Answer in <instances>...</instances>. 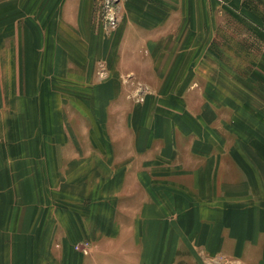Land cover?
Segmentation results:
<instances>
[{
  "label": "crops",
  "instance_id": "obj_1",
  "mask_svg": "<svg viewBox=\"0 0 264 264\" xmlns=\"http://www.w3.org/2000/svg\"><path fill=\"white\" fill-rule=\"evenodd\" d=\"M256 6L0 0V264H264Z\"/></svg>",
  "mask_w": 264,
  "mask_h": 264
},
{
  "label": "rangeland",
  "instance_id": "obj_2",
  "mask_svg": "<svg viewBox=\"0 0 264 264\" xmlns=\"http://www.w3.org/2000/svg\"><path fill=\"white\" fill-rule=\"evenodd\" d=\"M243 2V4H252L256 1V4L258 6H260L261 4H263V0H241ZM252 2V3H251ZM259 8H262L261 6Z\"/></svg>",
  "mask_w": 264,
  "mask_h": 264
},
{
  "label": "built area",
  "instance_id": "obj_3",
  "mask_svg": "<svg viewBox=\"0 0 264 264\" xmlns=\"http://www.w3.org/2000/svg\"><path fill=\"white\" fill-rule=\"evenodd\" d=\"M80 249L84 252H87L88 251V247L87 246H81Z\"/></svg>",
  "mask_w": 264,
  "mask_h": 264
}]
</instances>
